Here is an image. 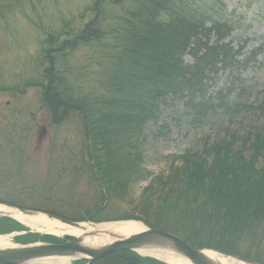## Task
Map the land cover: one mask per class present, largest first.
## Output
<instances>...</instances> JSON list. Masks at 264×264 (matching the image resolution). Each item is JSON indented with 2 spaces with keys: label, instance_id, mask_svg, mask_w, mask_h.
I'll use <instances>...</instances> for the list:
<instances>
[{
  "label": "rangeland",
  "instance_id": "374dc122",
  "mask_svg": "<svg viewBox=\"0 0 264 264\" xmlns=\"http://www.w3.org/2000/svg\"><path fill=\"white\" fill-rule=\"evenodd\" d=\"M12 1V14L6 10V19L0 18V204L72 221L145 219L183 241L195 237L216 244L220 235L214 229L209 232L211 228L197 220L199 209L176 192L182 182L181 161L183 156L201 154L226 133L243 137L264 125V45L255 61L219 72L204 100L188 95L158 98L157 120L146 121L139 133L122 137V145L115 147L120 169L114 165L118 174L114 185L92 159L80 117L71 112L60 124L52 122L40 87L31 84L38 69L40 72L43 66L51 65L49 57H40L41 47H48L40 46L46 37L43 31L54 33L64 23L65 31L78 29L90 0ZM194 2L203 9L227 8L236 26L233 33L238 29L242 33L264 32V0ZM126 6L132 8L133 4H105L104 23L112 29L104 40L64 54H50L57 69H66L63 74L75 95L98 91L109 79L122 31L119 20ZM91 16L87 14L85 19ZM246 35L231 39L234 49L241 46L237 59L247 56L262 41ZM185 60L190 62L191 58L186 56ZM163 196L169 200L165 205L160 203ZM25 229L6 218L0 220V234L10 235L13 244L56 241ZM233 236L225 245L264 262V235L262 242L239 232ZM224 242L222 239L221 245ZM135 255L142 260L140 264H165L150 256ZM118 257L106 255L90 264H128ZM66 264L86 263L68 258Z\"/></svg>",
  "mask_w": 264,
  "mask_h": 264
},
{
  "label": "trees",
  "instance_id": "16d2710c",
  "mask_svg": "<svg viewBox=\"0 0 264 264\" xmlns=\"http://www.w3.org/2000/svg\"><path fill=\"white\" fill-rule=\"evenodd\" d=\"M193 2L90 0L81 14L84 21L78 29L65 31L67 23H64L54 33L43 31L46 37L40 41V46L47 44L48 47H41L40 57L42 60L49 57L51 65L43 66L40 72L38 69L31 84L40 87L43 102L51 110L52 122L60 124L71 112L80 117L84 136L91 146L90 155L98 164V170L105 177L109 175L114 185L118 175L114 165L120 169L115 147L122 145V137L127 139L139 133L146 121L157 120L158 98L188 95L191 99L204 100L207 88L219 72L240 64L245 67L264 45V32L242 33L238 29L233 33L234 20L223 5L219 9L214 6L203 9ZM107 3L133 4L132 8L125 7L119 20L122 31L117 38L118 52L114 55L113 68L98 91L75 95L66 81V69H57L50 54H64L104 40L111 31L104 23ZM13 4L12 0H0V18L6 19V10L8 15L12 14ZM91 13L92 16L85 19ZM246 34L262 41L247 56L237 59L241 46L234 49L231 39L247 37ZM186 56L191 58L190 62L185 60ZM181 162L182 182L177 194L188 198L194 208L199 209L197 220L206 223L211 228L209 232L214 229L220 235L214 245L197 241L195 237L184 238V241L190 246L196 245L195 248H213L264 264L256 257L225 245L236 232L251 237L254 242L263 239L264 125L243 137L226 133L206 146L201 154L183 156ZM168 202L166 196L160 200L161 205ZM222 239L224 245L220 243ZM113 255L128 264L142 262L131 251H117L107 256Z\"/></svg>",
  "mask_w": 264,
  "mask_h": 264
},
{
  "label": "water",
  "instance_id": "95a60500",
  "mask_svg": "<svg viewBox=\"0 0 264 264\" xmlns=\"http://www.w3.org/2000/svg\"><path fill=\"white\" fill-rule=\"evenodd\" d=\"M19 211L24 214L42 213L38 211L24 209H19ZM42 214L57 219L61 223L68 225H77L79 223L50 214ZM132 221L140 223L145 229L138 233L129 235L128 237H117V239L111 241L110 243H107L97 248L81 245L80 241L77 238L69 235H64L62 239L67 238V240H64L61 243H48L37 240L35 242H30L26 244H14L15 247L3 250L0 249V264H39L30 262L35 259L47 257L75 258L76 260H81L84 261L86 264H90L93 261L101 259L102 257L113 252L125 250L137 253L136 250L145 247L158 248L161 250L174 252L187 259L191 264H215L202 253L204 249L217 252L221 255L235 257L247 264H257L249 259L230 253L216 251L209 248H192L181 238L174 234L159 230L151 225L145 224L138 220ZM84 222L94 224L90 223L88 219ZM77 255L79 256L76 257Z\"/></svg>",
  "mask_w": 264,
  "mask_h": 264
},
{
  "label": "bare ground",
  "instance_id": "6f19581e",
  "mask_svg": "<svg viewBox=\"0 0 264 264\" xmlns=\"http://www.w3.org/2000/svg\"><path fill=\"white\" fill-rule=\"evenodd\" d=\"M0 217V220L6 218L8 221L11 220L21 225L22 230H26L25 228H27V232H31L39 238L41 236H50L61 240L64 235H69L77 238L81 245L94 248L110 243L117 239V237H128L145 229L140 223L132 220L102 222L100 224L78 223L77 225H68L42 213L24 214L18 209L4 204H0ZM9 237L10 235H0V249L15 247L10 242ZM136 251L140 255L153 257L165 264H191L184 257L167 250L145 247ZM202 253L215 264H247L235 257L221 255L207 249H204ZM67 259L66 257H47L35 259L30 263L66 264Z\"/></svg>",
  "mask_w": 264,
  "mask_h": 264
},
{
  "label": "flooded vegetation",
  "instance_id": "af4514ba",
  "mask_svg": "<svg viewBox=\"0 0 264 264\" xmlns=\"http://www.w3.org/2000/svg\"><path fill=\"white\" fill-rule=\"evenodd\" d=\"M64 240H66V239H61V240H57V241H51V242H48V243H61V242H63Z\"/></svg>",
  "mask_w": 264,
  "mask_h": 264
}]
</instances>
